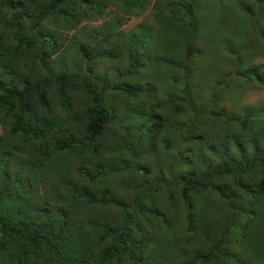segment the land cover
Segmentation results:
<instances>
[{"label":"rangeland","instance_id":"obj_1","mask_svg":"<svg viewBox=\"0 0 264 264\" xmlns=\"http://www.w3.org/2000/svg\"><path fill=\"white\" fill-rule=\"evenodd\" d=\"M174 1L176 0H95L91 10L83 8V4L75 8V19L79 21L76 27L60 23L61 26L56 28L52 24L51 15L43 16L41 23L32 27V34L53 38L54 42L61 44L58 52L44 59L48 66H79V61H82V68L86 59L78 53L76 46L84 42L91 48L90 56H97L89 66L92 74L95 76L96 73L104 82H111L119 72L127 69L126 57L131 46L135 60L133 57L130 84L156 92L160 103L167 102L169 97L174 98L185 89L192 104L191 112L187 113L189 118L181 111L174 114L171 102L158 108L167 119L158 132L152 138L149 137L150 145H146L150 147H139L143 158L141 165L147 169L143 175L134 170L133 160L127 150L129 146L122 144V138L118 139L120 144L112 146L111 139H115V136L109 133L97 140L95 152L90 150L91 157L88 161L83 152V156L62 153L59 158L64 157L63 161L60 162L59 158L53 156L54 160L46 169H36L34 174H27L33 186L27 188L19 202H25L33 208L44 205L48 209L44 220L49 232L56 229L57 215L65 209L64 196L69 191L66 188L74 183L88 185L86 178L77 172L79 167L85 168L87 173L97 169V178L101 181L99 185L103 186L101 188H111L114 202L124 204L127 195L123 196L122 189L129 185L128 182L137 183L141 179L146 184V181H151L155 176L169 180L180 178L189 170L197 172L206 165L210 156L221 157L224 150L234 153L238 142L245 149L250 148L253 143L264 150V84L258 83L247 73V70L253 68L264 78V35L261 34H264V1L190 0L195 15L191 26H186L171 15L169 4ZM5 4L4 0L3 4L0 1V16L3 8V15L7 16L12 11L6 12ZM43 5L44 3H25L26 15L21 19L10 17L9 22L12 27L17 24L22 32H26ZM1 26L0 24V29ZM4 26L7 27L8 24ZM104 36H109V40L99 39ZM13 37L10 29L4 33L0 47L7 46L2 51L11 46ZM45 46L41 39H37V51ZM186 46L190 50L189 54L185 52ZM19 52L10 62L9 56H0V74L11 76L14 64L15 69L20 71L19 74L31 72L41 75V65L37 61L30 60V64L25 67L23 61L29 56V52L23 46ZM112 103H116L118 111L125 114L124 118L134 108L131 100L124 103L112 99ZM155 110V107L150 108L146 103L140 104L134 112L135 117H131L130 122L125 124L126 131H135L141 121L148 115L151 116ZM217 112L220 115H215ZM246 114L250 115L245 118ZM244 119L246 126L241 125ZM192 120L197 124L195 133L199 134L200 140L185 143L188 144L184 146L187 152L181 155L179 163L171 165L172 153L183 151L182 146L177 145V137L183 138L186 126ZM181 128L182 131L177 133ZM142 134L147 135L144 131ZM0 138L3 142L9 138L10 144L17 139L9 137L1 125ZM25 156L27 157L26 154L19 153L12 158L17 163L24 161ZM258 177L257 172L244 174L239 184L233 183L228 174L215 177L210 182L222 187L231 200L227 201L207 188L202 193V202H195L196 208L203 213L205 211L207 215L215 211L217 217L221 213L218 218L224 216L226 210L231 212L229 206L226 209V202L231 208L247 211L245 216L238 219L240 224H247L243 237L239 238L231 229L225 237V249L229 257L239 264H264V193L254 191ZM9 180L10 178L7 183ZM173 186L157 184L152 197L147 196L149 199L144 201L146 204L151 202L155 209L164 210L173 223L169 239L162 232H146L141 245V257L147 261L146 264L178 263L177 244L185 246L187 251L198 247L207 249V243L224 226L223 220H215L211 221L214 224L204 237L197 230L192 235L186 234L183 218L185 204L175 191L178 186ZM167 190L171 191V201ZM169 202L175 204L170 205ZM12 205L16 204H7L6 209L0 210V213L11 216ZM116 206L118 203L98 210L89 209V214L96 215V219L90 222L87 218H84L87 221H80L74 213L63 215L66 219L65 229L68 228L69 231L64 232L66 244L59 243V249L66 261H78L80 256L88 260L89 264L97 263L101 246L99 248L95 245L91 229L98 233L97 227L104 223L117 224L119 218ZM136 215L133 212V216ZM133 222L136 226L143 225V220L137 217ZM108 241L107 236L102 243ZM256 245L258 249L254 252ZM9 263V258H0V264ZM35 264L51 263L49 259H41Z\"/></svg>","mask_w":264,"mask_h":264},{"label":"trees","instance_id":"obj_2","mask_svg":"<svg viewBox=\"0 0 264 264\" xmlns=\"http://www.w3.org/2000/svg\"><path fill=\"white\" fill-rule=\"evenodd\" d=\"M0 1L3 4V0ZM4 2L6 12L12 11L6 16L3 15L4 8L1 10L0 41L9 29L13 31L14 37L13 43L7 50L2 51L7 45L0 47V56H9L8 62H10L19 55V50L23 46L24 50L29 52V56L23 61L25 67L27 68L30 64V60L37 61L41 65L39 70L41 75L31 72L19 74L20 71L15 69L14 64L11 76L0 74V125L9 137L17 138L12 144L9 143V138L6 142L0 138V210H5L9 203L16 204L10 206L13 210L11 216L0 213V258H9V264H35L41 259H49L51 264H89L88 260L80 256L78 261H66L62 257L59 243L66 244L63 234L69 231L68 228L65 229L66 219L63 215L74 213L80 221L87 218L90 222L96 219V215L89 214V209L98 210L118 203L117 224L104 223L103 226L97 227L98 233L91 229L95 245L99 248L101 246L96 264H122L127 261L130 264H146L147 261L141 257V245L144 243L146 232L151 234L162 232L168 239L172 233L173 223L170 216L162 209L153 208L151 202L148 204L144 202L152 197V191L157 184L164 183L178 186L175 191L185 204L183 218L186 234L192 235L197 230L204 237L214 224L211 221H224V226L217 236L207 243V249L198 247L196 250L187 251L185 246L177 244L179 262L176 264H239L229 257L225 249L227 246L225 237L230 229L234 230L239 238L243 237L247 224L245 222L240 224L238 219L245 216L247 211L231 208L226 202V209L229 206L232 214L226 210L224 216L218 218L221 213L216 217L215 211L211 214L207 211L210 214L207 215L205 211L203 213L196 208L195 202H202V193L207 188L230 201V196L222 187L210 182L213 178L226 174L232 177L233 183L239 184L244 174L257 172L259 177L254 191L264 193V150L253 143L250 148L245 149L242 143L238 142L234 153L224 150L221 157L210 156L206 165L199 171L189 170L180 178L165 180L155 176L151 181H146V184L141 182V179L137 183L136 181L128 182L129 185L122 189L123 196L127 195V198L124 197V204L114 202L111 188H101L103 186L99 185L97 169L87 173L85 168L79 167L77 172L86 178L88 185L74 183L66 188L69 191L64 196L65 209L58 213L56 229L50 230L51 232L47 230L48 226L45 224L44 214L47 216L48 209L44 205L33 208L25 202H19L20 196L27 192V188L33 186L27 174H34L36 169L38 171L46 169V166H50L54 160L53 156L59 158L62 153L83 156V152L88 161L91 157L90 150L95 152L97 140L108 133L115 136V139H111L112 146L120 144L118 141L120 138L123 145L129 146L127 150L131 156L130 159L133 160L134 170L143 175L147 169L146 166L141 165L143 158L139 147L150 145L149 137L152 138L167 119L158 111V108L171 102L174 105V114L181 111L187 115L192 110V104L185 89H182L174 98L169 97L167 102L160 103L156 92L145 90L137 84H130L133 57L135 60L131 46L126 57L127 69L119 72L116 79L111 82H104L96 73L95 76L92 74L89 66L94 58L97 59V56H90L91 48L84 42L76 46L78 53L86 59V62L83 61L82 68V61H79L80 67L45 64L44 59L58 52L61 44L54 42L53 38L32 34V27H37L43 16L50 15L52 24L56 28L61 26L60 23L69 25L71 28L76 27L79 21L75 19L76 12H73L75 8L83 4V8L91 10L95 0H4ZM25 3H44V5L38 9V16L27 27L26 32H22L17 24L15 27L13 25L14 29H12L9 19L10 17L21 19L25 16ZM169 11L174 18L185 23L186 26L193 25L192 20L195 15L193 3L190 0H176L170 3ZM6 21L8 23H5ZM70 21L74 24L71 25ZM3 23L8 26L5 27ZM261 34L264 35L262 32ZM109 38V36H104L103 39L99 37L102 41H108ZM37 39H41L46 44L40 51L35 49ZM185 52L190 53L187 46ZM247 73L258 83L264 84V78L253 68L247 70ZM111 96L117 102L125 103L128 100L133 102L134 108L128 112L127 118H124L125 114L118 111L116 103H112ZM144 103L150 108L155 107L156 110L152 111L151 116L148 115L143 119L135 131L127 132L125 124L130 122L131 117H135L134 112L140 104ZM215 115L220 113L217 112ZM249 115L246 114L245 118ZM241 125H247L245 119ZM196 130L197 124L192 120L186 126L183 138L177 137L179 142L177 145L182 146L183 151L172 153L171 165L179 163L181 155L187 152L184 146L188 144L185 143L200 140L199 134L195 133ZM143 131L147 135H143ZM181 131L182 128L177 133ZM147 145L146 148H149L150 146ZM19 153L26 154L27 157L25 156L24 161L15 163L12 157ZM63 158H59V161H63ZM166 193L169 195L168 199L173 200L171 191L167 190ZM173 203L169 202L170 205ZM133 212L137 215L133 216ZM135 217L143 220V225L136 226L133 222ZM107 236L109 241L102 243ZM176 237L180 238V235ZM257 247L258 245L255 246L254 252L258 249Z\"/></svg>","mask_w":264,"mask_h":264}]
</instances>
